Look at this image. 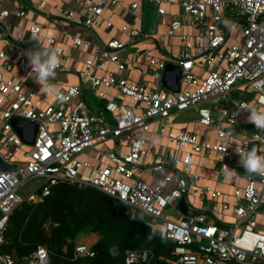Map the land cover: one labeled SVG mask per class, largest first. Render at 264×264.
<instances>
[{
	"label": "built area",
	"instance_id": "1",
	"mask_svg": "<svg viewBox=\"0 0 264 264\" xmlns=\"http://www.w3.org/2000/svg\"><path fill=\"white\" fill-rule=\"evenodd\" d=\"M117 1L75 0L82 14L79 22L91 29L103 16L105 7ZM149 1L157 6L161 20L169 24V34L178 35L181 40L175 56H166L161 61L150 59L152 67L157 65L152 72L155 87L136 83L128 77H118L114 72L103 75L92 72V68L104 67L105 60L117 64L120 70L126 68L121 55L126 45L139 44L149 37L148 33L133 26L122 27L129 35L127 42L116 37L102 42L101 61L96 63L87 59L81 74L84 84H89L97 97H106L100 86L114 87L134 104L109 99L105 110L110 115L103 111H83L82 107L68 109L67 104L83 94V85L70 84L58 90L63 99L57 100L56 105L40 106L34 90H26L21 81L6 78L0 72V159L17 166L16 170H0V264H51L50 252L44 245H38L31 254L22 257L2 249L9 243L6 231L13 211L26 200L42 201L55 185L64 182L94 186L150 215L153 224L162 221L166 229L164 238L173 244V248L171 257H160L164 261L157 264H264V176L259 175L260 178L256 179L247 175L244 186L234 189L233 201L221 203L222 210L232 214L231 223L210 218L205 211L178 218L167 212L169 206L185 197L191 188H201L202 200L207 194L222 196L221 190L201 184L200 175L195 172L194 153L214 155L220 174L242 168L239 152L255 148L263 155L264 131L256 127L243 128L236 148L232 147L231 140L234 126L240 122L242 114L249 115L252 108L264 112V0ZM165 4L181 6L185 16L192 20L193 32L184 31L180 19H169ZM131 8L136 10L139 3H132ZM59 11L69 20H73L77 12L75 9ZM9 14L0 0V26L5 25ZM16 14L24 18L29 16L25 10ZM107 25H113L111 19ZM234 27L240 31L233 38ZM6 30L10 33L8 26ZM34 30H38L36 37H33ZM40 31L41 27L34 21L28 40H37ZM18 40L24 41V38L19 36ZM47 40L55 42L52 30H47ZM72 40L76 45L90 44L79 36H73ZM57 48L61 49L62 56L63 49ZM26 51L22 47L16 49L19 61L15 66L35 80V73L27 63ZM0 57L4 59V68L12 71L14 64L9 55L1 51ZM169 62L181 67V85L184 83L189 88L174 91L161 86ZM198 66L208 68L204 76L195 73ZM60 67L61 64L56 70ZM168 72H171L170 84L174 87L178 71ZM48 83L54 86V79ZM242 84L253 94L252 99L233 97V92L239 91ZM226 96V102H219ZM188 109L197 110L200 124L216 129V141L203 142L195 133L167 131L162 126L161 133H167L175 140L181 151L167 150L161 154L147 145L145 133L151 130L154 121ZM15 117L38 123L33 144L24 140L32 139L33 124L24 125L22 137L12 125ZM224 121L229 127L223 125ZM110 139L116 142L127 140L129 150L118 153L116 149H108L105 154L109 163L103 166H94L80 159L81 153ZM148 155L154 160L146 165L144 158ZM144 167L151 172L156 183L150 184L137 175ZM83 168L90 169L89 174H83ZM32 179L41 182L29 198L22 196L19 190ZM208 210L213 213L217 205ZM157 235L161 236L159 232ZM95 254L93 244L88 242L74 246V259ZM155 258V252L148 248L128 249L125 253L126 264H155Z\"/></svg>",
	"mask_w": 264,
	"mask_h": 264
},
{
	"label": "crops",
	"instance_id": "2",
	"mask_svg": "<svg viewBox=\"0 0 264 264\" xmlns=\"http://www.w3.org/2000/svg\"><path fill=\"white\" fill-rule=\"evenodd\" d=\"M3 8L9 10L10 14L5 18L3 26H0V52L4 51L9 55V60L14 64L12 71H7L4 68V59L0 57V72H3L6 78H14L23 83L26 90H34L36 94V102L40 106L56 105L57 99L45 94L42 91L43 85L37 83L30 75L21 73L15 64L19 61V56L16 52L18 47H22L27 51H36L42 48H57L63 49V55L59 57L61 67L56 70L54 79V86L57 90L65 89L70 84L83 85V94L72 100L67 104V108L82 107L83 111L105 112L106 115H110L105 110V104L109 99L121 102L123 104H134L129 97L121 95V93L114 87L100 86V90L105 92L106 97L101 99L95 95L89 84H84L81 77L82 72L86 68V60L93 59L96 63L101 61L100 47L102 42H105L111 38H118L127 42L129 39L128 33L124 32L122 27L124 25L133 26L142 29L149 34V37L145 38L139 44L132 45L127 44L125 49L121 52L122 60L126 65L124 70H120L117 64L105 60L104 67L92 68V72L97 75L107 74L108 72H114L118 77H128L130 80L145 84L148 87L154 88L155 82L153 81L152 72L157 69V65L154 67L150 64V59L155 58L157 61H161L166 56H175L181 47V40L178 35L169 34V24L163 22L158 16V25L155 32H147L144 30V1L142 0H118L116 4L105 7L104 14L99 18L91 29L83 26L82 21L79 22V18H82L81 11L75 4V0H1ZM139 3V8L132 9L131 4ZM164 7L167 10L169 19L178 18L183 22V30L193 32L192 20L190 17L185 16L183 8L176 4H165ZM177 7V11L169 10V8ZM60 9L69 10L75 9L76 16L73 20H69L60 14ZM25 10L28 12V17L24 18L18 16V11ZM143 13V16H142ZM112 20L113 25L108 26V20ZM37 21V24L41 27L40 36L37 40H28L30 27ZM6 26L9 27L10 33H7ZM159 26H163L166 29V33L159 31ZM47 30L53 31L55 37L54 43H49L47 40ZM22 36L24 41L18 40V37ZM79 36L83 40L90 42L89 46L76 45L72 37ZM169 39V45L167 41ZM130 47L135 50L130 52ZM142 70V72L140 71ZM169 69L166 71L165 86L162 83L163 77L160 81L162 87L169 90L172 85L170 84ZM208 68L198 66L195 68V73L198 76H204ZM164 75V74H163ZM182 88H189V85L182 83ZM43 92V93H41ZM233 93H237V96H241L246 99H252L251 94L247 88L242 84L240 90H235ZM244 95L246 97H244ZM102 103L104 106H102ZM248 115L242 114L240 122L234 126V138L232 141V147L236 148L240 138L242 137L243 128L253 129L255 126L248 122ZM223 125L229 127L226 121ZM164 126L167 131L183 132L189 131L195 133L197 137L203 141H216L217 133L216 129L212 126H206L198 122V112L196 109H188L180 112H174L169 118L161 120L157 119L151 125V130L145 133L147 145L156 150L159 153H164L167 150L181 151L175 140L171 139L167 133H161L160 127ZM108 149H116L118 153H126L129 150V143L127 140H120L116 142L112 139L106 142H99L94 148L87 150L79 155L81 160H87L94 166H103L109 163L106 157V151ZM264 155V150L262 151ZM154 157L148 155L144 158L145 164L149 165L153 162ZM195 172L200 175L201 184L210 186L213 189L221 190L222 196L215 197L212 194H207L206 199L202 200L201 188H191L189 193L185 196L189 209L195 211H205L209 214L210 218H214L218 221H224L231 223L233 216L229 211L222 210L221 203L223 201H233L232 193L235 188H242L246 183V176L243 173L230 171L226 173H219V163L214 155L205 156L199 153H194ZM243 168V167H242ZM83 174H89L90 169L83 168L81 170ZM137 175L143 178L150 184L156 183V179L153 178L151 172L147 168L139 169ZM173 185V184H172ZM198 194V195H197ZM196 197L200 200V205L197 206L194 201ZM209 202V206L206 202ZM179 200L173 203L167 209V212L172 217L187 216L181 210L178 204ZM217 205V210L210 213L208 209H213ZM151 224L158 229V223ZM163 223V222H162ZM93 238L89 244H94L99 239V234L91 233Z\"/></svg>",
	"mask_w": 264,
	"mask_h": 264
},
{
	"label": "trees",
	"instance_id": "3",
	"mask_svg": "<svg viewBox=\"0 0 264 264\" xmlns=\"http://www.w3.org/2000/svg\"><path fill=\"white\" fill-rule=\"evenodd\" d=\"M102 106L104 104L102 103ZM143 214L91 185L59 183L42 201H24L10 216L3 251L22 257L38 245L50 252L51 264H126L128 249L148 248L160 257H171L173 244L157 234L148 239L155 227ZM97 233L93 257L74 259L78 234ZM110 248H116L113 257Z\"/></svg>",
	"mask_w": 264,
	"mask_h": 264
},
{
	"label": "clouds",
	"instance_id": "4",
	"mask_svg": "<svg viewBox=\"0 0 264 264\" xmlns=\"http://www.w3.org/2000/svg\"><path fill=\"white\" fill-rule=\"evenodd\" d=\"M38 30L33 31V37H36ZM61 49L58 48H42L36 51H26L27 63L32 72L35 73V81L43 85L42 91L45 94L52 96L57 100H62L63 96L55 86L48 83V81L55 77L56 69L60 64ZM259 87V85H257ZM249 123L253 124L257 129L264 131V112L257 111L255 108L249 109L247 117ZM239 164L243 167L249 175L256 174L264 176V155L258 154L255 148L247 152H239ZM161 235L164 238L166 229L160 226L158 229H152L148 239L151 240L154 235ZM110 255L113 257L118 255L116 248L109 249ZM38 256L41 254L38 252ZM147 253H145L146 257ZM44 257L41 256L43 261Z\"/></svg>",
	"mask_w": 264,
	"mask_h": 264
},
{
	"label": "water",
	"instance_id": "5",
	"mask_svg": "<svg viewBox=\"0 0 264 264\" xmlns=\"http://www.w3.org/2000/svg\"><path fill=\"white\" fill-rule=\"evenodd\" d=\"M157 25H158L157 6L149 0H145L144 1V30L147 32H155L157 29ZM169 69H173V70L178 71L176 86L171 87V89H173L174 91H179L181 88L182 69L177 64H173L170 62L167 64L166 70H165L164 75H163L162 83L165 86H168L165 73ZM25 124H33V126H34V134H33L32 139L28 140L27 138H24V140L27 143L33 144L34 139H35V134H36L37 128H38V123L37 122H31L30 120L25 119V118H21V117H15L12 119V125H13L14 129L22 137H24L23 128H24ZM16 168H17L16 165L4 162L0 159V170H16ZM238 172L243 173L244 175H249L248 173H246L244 168H239ZM251 176L256 178V179L260 178V176L256 175V174H251ZM178 204H179V207L181 208V210L184 212L185 215L189 216V215H192L194 213L191 209H189L185 197L180 198Z\"/></svg>",
	"mask_w": 264,
	"mask_h": 264
},
{
	"label": "rangeland",
	"instance_id": "6",
	"mask_svg": "<svg viewBox=\"0 0 264 264\" xmlns=\"http://www.w3.org/2000/svg\"><path fill=\"white\" fill-rule=\"evenodd\" d=\"M169 10H173L174 12H176L177 11V7H174V8L171 7V8H169ZM159 31H163L164 33H166V29L163 26H159ZM239 31H240V29H238L237 27H234L233 32H232V37L234 38L236 33L239 32ZM167 44L169 45V39L167 41ZM170 48H171V46H170ZM133 50H135V49L130 47V52L133 51ZM41 93H43V92H41ZM233 97L234 98H241V96H237V93H233ZM244 97H246V96L244 95ZM227 99H228V96H226V98H220L219 102L224 103V102L227 101ZM40 182H41L40 179H32V180L28 181L19 190V193L22 196L29 198L32 194H34V190L37 188V186L40 184ZM194 201L196 202L197 206H199L200 203H201L198 197H196V199ZM206 205L209 206V202L208 201L206 202ZM146 218H148L151 221V216L150 215L147 214ZM158 226L159 227L160 226L164 227V224L162 222H159ZM92 240H93V238H92V236L90 234L82 232V233L78 234V236L75 239V242L78 244V243H82V242H91Z\"/></svg>",
	"mask_w": 264,
	"mask_h": 264
}]
</instances>
